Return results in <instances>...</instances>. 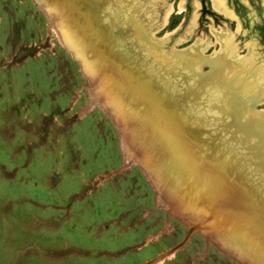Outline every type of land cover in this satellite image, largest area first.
<instances>
[{
    "label": "rangeland",
    "instance_id": "374dc122",
    "mask_svg": "<svg viewBox=\"0 0 264 264\" xmlns=\"http://www.w3.org/2000/svg\"><path fill=\"white\" fill-rule=\"evenodd\" d=\"M199 1L99 4L107 10L105 29L175 100L203 155L232 170L231 186L242 180L258 204L234 206L221 194L211 201V187L200 190L180 171L165 173L169 153L157 145L160 136L146 123L135 132L137 111L126 93L105 90L102 74L86 73L65 46L61 32L70 29L63 9L50 13L38 0H0V264H264V164L253 162L264 128L257 135L236 127L246 122L241 107L264 117V73L251 63L264 66L257 54H264V44L252 25L256 10L226 24L202 17ZM171 4L184 11L161 30ZM127 15L132 30L121 29ZM235 28L237 50L231 46L241 64L234 54L224 56L232 43L224 33L233 36ZM138 39L182 64L160 72L143 62ZM217 61L232 68L225 72ZM235 72L246 75V90H232ZM213 175L216 182L218 171ZM244 209L258 231L254 240L231 223Z\"/></svg>",
    "mask_w": 264,
    "mask_h": 264
},
{
    "label": "bare ground",
    "instance_id": "6f19581e",
    "mask_svg": "<svg viewBox=\"0 0 264 264\" xmlns=\"http://www.w3.org/2000/svg\"><path fill=\"white\" fill-rule=\"evenodd\" d=\"M38 2L42 7L48 8L50 10V13L52 11H55L56 8L63 9V16H60L61 18H63V22L67 23V25L69 26L68 28L70 29V34L68 35L64 34V32L66 31L63 32L62 30L61 32L63 35L64 44L70 50V52H74V54H76L82 60L81 62L83 64L84 71L86 73L89 72L102 74L103 79L106 82L103 86L105 90H107L109 86L113 91L119 93V97L123 96V94L126 93V99L128 98L127 103L134 105V111H137L134 114L135 116L131 119V122H137L136 125L134 124L135 132L138 127L142 128L140 127L141 124L146 123L148 127L153 128L154 135L158 134L160 136V141L157 145H159L160 150H162L164 153L165 151L169 153L170 164L169 169L166 168L168 169V171L166 170L165 173L176 174L177 171H180L182 172L180 176L185 178L191 177L190 180H194L200 190L205 191L206 189H208V187H211V192H208V197L211 199V201H216L217 195L221 194L224 195V197L230 195L228 196V199L230 201V204L234 206L236 201L243 207L246 206L245 202L247 201L258 204V199L256 198V196H253L254 192H248L249 190L243 185L242 180L240 181L241 183L238 182V184L233 182V184H235V186L232 185L234 186V191L230 189V191L228 190V186H231L232 183L230 184V182L233 180V177H230V174H233L232 170L230 172V170H227L225 167L214 164L207 158L206 155V157L203 155V153L201 152V148L197 147L196 142L193 141L191 139L192 137L188 134L190 131V122L188 118H186V116L183 114V112L179 110L175 100H173V98H171L168 93L164 92V90L158 86L154 79L149 76L147 67L142 66L139 61H135L131 58L128 51L130 52V50L132 49H130L128 46L127 48H124L122 42H119L117 39L111 37L110 33L106 30L108 28L105 29V26L103 24L105 21L103 20V18L106 17L104 16V13L107 12V10L102 9V5L99 4V2L101 3V0H38ZM211 3L214 11L220 13L221 15L226 14V10L224 11L220 6L222 5L220 3V0H211ZM115 4L118 3L115 2ZM117 8L119 11L118 6ZM183 11L184 9L181 6L177 9V7L173 6L172 4L169 5L164 15V21L161 30L169 24V20L174 14H182ZM121 14L122 13H120V15ZM117 16H119V14ZM127 16L128 18L124 19L123 22L120 21L122 22V24L120 23L122 25L121 29H125L126 26H128L129 28L133 27L132 17L130 19V16ZM128 27L127 34H129L131 37V44L133 43L134 45H136L134 41V39H136L135 34H130L129 32H131L130 29L132 30V28L128 29ZM64 30H66V27ZM138 44L139 47H141L143 50V53H140L143 62L147 60L146 64L151 65L150 63H152V66L158 67L157 69H159L160 72L166 70V65L170 66V68H176L179 64H182L179 61H177L178 63L175 62V59L172 60V57L166 58L164 55L161 56L162 54L156 55L158 52L148 51L147 49H145L146 47L143 44H140L139 39ZM223 48L224 56L226 58H231L232 54H234L235 56H237L236 63L241 64L242 56H238V53L231 46L230 42H227ZM111 56L114 58L113 60L111 59ZM148 61L150 63H148ZM217 62L220 68L223 69L224 66L221 64L223 62ZM228 68H232L230 61L225 65L223 70L227 72L229 70ZM239 74H237V84L234 85L235 88H232V90L237 89V87L245 89L244 78L246 75L244 76V78H242L243 76ZM263 77V74L259 75V78ZM124 89H127V91ZM171 96L173 95L171 94ZM114 101L113 103L116 102ZM118 103L119 102H117V104ZM238 110L240 115L243 113V119L246 121L242 124L248 128L246 132L253 134L254 132H256L257 135H259L264 128V117H261L259 119L257 118L258 116L256 117L255 113L253 115L250 111L247 110L243 112L242 107ZM238 122H240V120H238ZM144 130L146 133V128H144ZM261 133H264V130ZM263 137L264 136L260 135L261 140H263ZM162 144L165 145V147L168 146V148H165ZM165 167L166 166H164V169ZM184 168H186V170L187 168L192 170L190 175L185 172ZM216 171H218V175H216V182L218 183L213 181V174ZM214 184L215 187L213 186ZM232 186L230 187L231 189ZM251 207L253 208L256 206L251 205ZM228 213L230 212L228 211L226 215H229ZM245 215H247V211H245V209L242 210V212L240 211V213H235L234 216H236V218L232 219L233 221L231 223L239 230H243V232H245V234L249 236V238L252 237V240H254L253 234H257L256 232L258 231H256V226L253 223L246 220ZM255 239L257 243H261L262 241L260 237H256Z\"/></svg>",
    "mask_w": 264,
    "mask_h": 264
},
{
    "label": "flooded vegetation",
    "instance_id": "af4514ba",
    "mask_svg": "<svg viewBox=\"0 0 264 264\" xmlns=\"http://www.w3.org/2000/svg\"><path fill=\"white\" fill-rule=\"evenodd\" d=\"M220 3L223 5V6L220 5L221 8H223L224 11L226 10L225 11L226 14L221 15L220 13L214 11L211 0H209V2L208 0H200L199 8H201L202 17L207 15H210L216 19H219V17H221V19H224L226 24H234L236 20H242L246 16V11L248 8H255L256 13L254 15V22L252 25H254V29H256L257 31L260 44H264V0H220ZM235 32H236V28L232 32L233 36L225 32L224 35L226 37L224 38H227V40L232 41L231 44L236 49L237 46L234 45L233 43L235 39H238L237 37L234 39V36H236ZM224 35L222 34V36ZM237 42H240V39ZM257 54L259 55V59L263 60L264 62V54L261 53L260 51H258ZM251 63L253 64V68L256 69L258 68L260 71L264 73V66L257 67V65L253 61H251ZM261 85H263V83H261L259 87H261Z\"/></svg>",
    "mask_w": 264,
    "mask_h": 264
},
{
    "label": "water",
    "instance_id": "95a60500",
    "mask_svg": "<svg viewBox=\"0 0 264 264\" xmlns=\"http://www.w3.org/2000/svg\"><path fill=\"white\" fill-rule=\"evenodd\" d=\"M163 23V22H162ZM207 63V62H206ZM206 63H204V64H206ZM200 75H201V77L203 78V77H205V76H207L208 74H206V75H204V76H202V74L201 73H199ZM256 99V98H255ZM254 99V100H255ZM254 100H252V102L250 103V107L252 106V107H254L255 105H256V102H254ZM254 110V109H253ZM235 125H236V123H235ZM236 127H245V128H247L246 126H244V125H242V122H238V125L236 126ZM258 143V142H257ZM258 144H260L259 145V147H257L258 146ZM258 144H256L257 146H256V148L255 149H253L254 150V153H253V162L256 164V165H259V164H264V144L262 145V142H261V139H260V143H258ZM261 146V147H260ZM259 153V155H257ZM260 160V161H259ZM260 166V165H259Z\"/></svg>",
    "mask_w": 264,
    "mask_h": 264
}]
</instances>
